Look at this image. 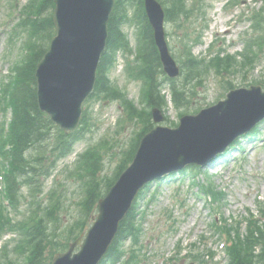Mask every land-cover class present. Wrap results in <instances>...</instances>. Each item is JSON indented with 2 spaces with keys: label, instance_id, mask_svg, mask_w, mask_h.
<instances>
[{
  "label": "rangeland",
  "instance_id": "374dc122",
  "mask_svg": "<svg viewBox=\"0 0 264 264\" xmlns=\"http://www.w3.org/2000/svg\"><path fill=\"white\" fill-rule=\"evenodd\" d=\"M225 0H208L211 3L210 9L212 16H214L217 8L221 9V2ZM9 0H0V78L9 73L14 57L12 55L5 58L8 54V39L9 32L16 19L10 23V26H5L7 16L11 14V7H9ZM29 0H15L18 7H24ZM247 8L251 7V3H246ZM261 7V4H259ZM138 7L131 10V17H134ZM50 11L47 12L50 13ZM211 14L208 13L206 20L209 25L206 29L201 28L202 20H199L194 28L197 34H201L204 39L211 42L212 22ZM221 16L220 14L216 17ZM228 14L224 13L222 19L224 24H227ZM223 23L219 18L215 23ZM221 24L218 28H221ZM124 31L131 40L133 47L136 45V34L138 31L137 25L129 23L124 27ZM168 32L171 33L169 44L172 54L180 64L182 60V44L180 43L181 33L173 25H168ZM223 34L230 36L232 32ZM220 33V32H219ZM215 38L217 36H214ZM230 38L225 37L222 47L227 49ZM216 49L217 43L212 44ZM211 45V46H212ZM210 46V47H211ZM207 45L198 47L194 53L199 58H210L204 53ZM210 50V49H209ZM208 50V51H209ZM11 57V58H10ZM18 57V56H17ZM10 58V59H9ZM262 65L264 66V54L261 56ZM124 58L119 56V66L112 72L111 79L123 91H126L129 98L136 102L140 107V90L141 83L135 82L124 73ZM235 88L249 87L251 85L261 84L264 87V67L252 70L249 73H242L235 77H229ZM228 78V79H229ZM207 82V83H206ZM169 90L166 89L167 97L170 99ZM199 93L194 98L192 106L187 109L189 113H194L196 110L208 107L214 98L221 96L223 89L219 86V81L214 73H211L204 81L203 86L199 87ZM92 119L90 125L83 131L84 139L79 141L75 147L74 152L69 157L61 160L53 175L44 183V193L41 198L48 201V194L52 190L57 192V197H60L59 205L62 210L60 217L64 230L66 226H71L74 220L80 215L83 210L81 201L84 199L86 193V185L88 177L79 176L76 169V164L79 156L88 148L96 145L101 146L100 155L104 158V170L101 175L104 178L102 181L101 190H104L106 182L111 178L118 166L121 163L123 153L128 150L136 137V134L141 128V125L128 124L124 129H120L118 124L122 123V116L124 114L122 106L119 102L111 101H94L91 108ZM167 119L160 123L162 126L176 128V124L180 122L179 111L170 102L166 110ZM258 136L245 137L237 140L238 146L229 149L232 153L228 156L222 155L213 164L203 168L199 176V183L201 185H208L212 183L217 189H224L227 197L221 206H217L214 202L208 201L205 196L200 193L195 186H193L194 176L188 172L183 174V171L176 173L177 177L167 179L170 175L162 178L163 182L157 181L150 186L143 198L138 203L139 206L146 212L143 220V250L142 256L138 258L140 264H168L169 259L178 256L182 258L188 252L195 254H206L212 251L216 254V258H205L204 264H226L225 256L221 246L218 244V238L214 236V232L210 225L215 221L225 218L232 224L231 217L240 216L245 218L248 214V209L251 208L257 211V200L259 197H264V122L259 129ZM239 148H242L239 149ZM189 168V167H188ZM159 182V183H158ZM25 194H27L25 192ZM156 198L152 201V196ZM28 206L26 200L24 201L23 209ZM171 213L172 217L169 216ZM97 214L94 215V217ZM93 218V217H92ZM242 218V219H243ZM177 221V223H174ZM91 223V222H90ZM64 230L60 232V240H63L62 235H65ZM246 230V225L241 226V231ZM65 232H67L65 230ZM206 236V240L202 239ZM194 244L193 246H191ZM14 245V244H13ZM182 245L183 253L178 255L175 247ZM192 260L187 258L179 261L178 264H188ZM198 264V263H196Z\"/></svg>",
  "mask_w": 264,
  "mask_h": 264
},
{
  "label": "water",
  "instance_id": "95a60500",
  "mask_svg": "<svg viewBox=\"0 0 264 264\" xmlns=\"http://www.w3.org/2000/svg\"><path fill=\"white\" fill-rule=\"evenodd\" d=\"M56 2L54 21L58 37L38 66V100L41 109L55 123L72 130L78 125L81 106L95 84L115 0ZM146 2L163 63L170 75L175 76L178 70L163 38L162 9L154 0ZM154 116L157 122L162 120L158 110ZM263 117L264 94L260 88H254L232 94L228 101L198 117L184 118L178 130L159 128L152 132L142 141L132 167L107 198L101 200L100 216L89 231L82 251L73 255L80 238L68 253L56 255L53 264H99L144 183L189 164L205 165Z\"/></svg>",
  "mask_w": 264,
  "mask_h": 264
},
{
  "label": "trees",
  "instance_id": "16d2710c",
  "mask_svg": "<svg viewBox=\"0 0 264 264\" xmlns=\"http://www.w3.org/2000/svg\"><path fill=\"white\" fill-rule=\"evenodd\" d=\"M168 1V18H179L181 14L185 12L183 1ZM46 2L52 4L53 0H47ZM125 12L126 5L119 4L112 15L109 25V51L103 58L101 69L104 74H106V71H108L109 67L113 64V54H115L118 49L126 46L125 38L121 33V26L126 20ZM46 25H49L53 32L51 18L42 21H35L36 35L39 39H43L42 34L45 31ZM142 25L144 38L139 50L141 55L140 60L143 63L141 76L149 83L147 85L148 95L146 104L148 108L159 107L162 109L166 105V100L161 96L160 84L156 82L157 74L161 69L160 58L154 43L152 30L145 14H143L142 17ZM51 35L52 34H50V36ZM44 52L45 50H42V48L36 50L26 65L17 68L18 81L12 94L13 105L15 108V122L13 124L11 140L13 149L10 153L14 163L12 175H15L16 178L29 174V171L33 169L29 167L25 160L26 151L31 147L37 148L41 151L45 143L53 140V137L50 134L52 124L49 118L40 110L37 99L35 70L37 63L42 59ZM185 68L187 69V78L185 79V82L192 85V80L202 75V65L190 53H188L187 65ZM103 73H101L99 79V90L115 96V93H111L110 87L108 86V82H106ZM171 87L175 104L179 107H183L189 101L188 98L190 91H188L186 87L179 88L175 82H171ZM142 117L149 121L151 114L150 112L144 113L142 114ZM71 145L70 142L61 143V149L59 150L62 153L61 156L66 155L70 151ZM91 165L93 168H96L97 161L94 160ZM15 180L16 182L14 180L8 181V184L13 193V198L18 200L19 182H17V179ZM94 202L95 198L93 194H91L89 196L87 207H90L89 203L94 204ZM49 218L51 219V222L49 221ZM54 221L55 214L53 212H48L45 214V217L37 219L31 226L25 228V242L30 247L24 264H50V259L53 253L49 255L47 252L49 245L51 244V242H49L48 232L50 230V223H53ZM135 230V217L130 215L121 224L117 240L108 255L113 263L122 258V253L120 254V245H122L128 237L134 236ZM257 233H259V235ZM260 235L259 228H255V231H252L251 235L245 240L239 239L240 241L232 251L231 264H264L263 236L260 238ZM259 247L261 250L257 253Z\"/></svg>",
  "mask_w": 264,
  "mask_h": 264
},
{
  "label": "bare ground",
  "instance_id": "6f19581e",
  "mask_svg": "<svg viewBox=\"0 0 264 264\" xmlns=\"http://www.w3.org/2000/svg\"><path fill=\"white\" fill-rule=\"evenodd\" d=\"M229 32H232V30L231 29L224 30V33H229Z\"/></svg>",
  "mask_w": 264,
  "mask_h": 264
}]
</instances>
